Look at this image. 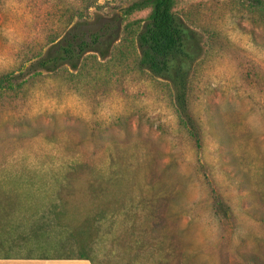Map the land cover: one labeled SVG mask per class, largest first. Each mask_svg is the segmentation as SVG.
I'll list each match as a JSON object with an SVG mask.
<instances>
[{
    "label": "rangeland",
    "instance_id": "rangeland-1",
    "mask_svg": "<svg viewBox=\"0 0 264 264\" xmlns=\"http://www.w3.org/2000/svg\"><path fill=\"white\" fill-rule=\"evenodd\" d=\"M88 1L0 0V80L13 79L0 81V254L76 255L51 244L63 203L74 226L104 211L89 229L96 264H264V22L240 0H176L203 47L185 124L169 83L136 67L126 32L78 77L26 71ZM132 1L98 0L87 27ZM145 201H165L169 231L150 228Z\"/></svg>",
    "mask_w": 264,
    "mask_h": 264
},
{
    "label": "trees",
    "instance_id": "trees-1",
    "mask_svg": "<svg viewBox=\"0 0 264 264\" xmlns=\"http://www.w3.org/2000/svg\"><path fill=\"white\" fill-rule=\"evenodd\" d=\"M97 1L89 0L86 4L82 2V6L80 3L72 6L67 35L31 61L26 71L37 74L42 70L54 72L64 69L67 74H71L69 70L74 71L72 76L78 77L82 71H89L87 70L90 67L89 59H93L95 66H103L98 58L105 59L115 51L116 44L126 39L121 36V32H126L135 42L138 51L136 67L169 83L180 118L185 124H190L188 83L194 64L203 53L202 38L198 31L190 27L175 12L176 0H134L122 8L119 15L116 13L95 19L93 27L89 28L87 12L88 9L99 6ZM240 2L243 9L257 15L259 20L264 22V0H240ZM145 9H149V12L144 18L129 20L132 14ZM95 66L92 68L97 70ZM0 81H5L10 86L13 79L12 76L3 75ZM62 204L55 205L53 217L60 227V235L56 236L58 238L53 239L51 244L53 247H58L69 242L77 245L78 252L76 255L57 252L56 258L86 259L91 264H96L95 259L87 252L89 239L93 237L89 229H95L98 222L107 218L104 211L86 215L80 219L78 226H74L67 223L68 216ZM163 205L165 206V201H145L144 206H149L152 212L151 229L169 231L162 215ZM170 241L173 245L171 250L179 255L183 244L181 237L174 232ZM134 243L131 239L130 245ZM41 256L54 257L53 254ZM162 260L164 259L160 257L157 262L160 264Z\"/></svg>",
    "mask_w": 264,
    "mask_h": 264
},
{
    "label": "crops",
    "instance_id": "crops-1",
    "mask_svg": "<svg viewBox=\"0 0 264 264\" xmlns=\"http://www.w3.org/2000/svg\"><path fill=\"white\" fill-rule=\"evenodd\" d=\"M0 264H91L86 259L0 254Z\"/></svg>",
    "mask_w": 264,
    "mask_h": 264
}]
</instances>
